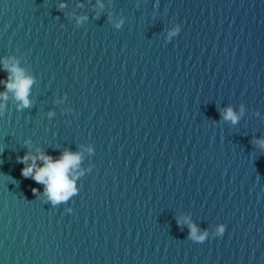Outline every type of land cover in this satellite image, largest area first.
<instances>
[{
  "label": "water",
  "instance_id": "obj_1",
  "mask_svg": "<svg viewBox=\"0 0 264 264\" xmlns=\"http://www.w3.org/2000/svg\"><path fill=\"white\" fill-rule=\"evenodd\" d=\"M60 3L0 0V80L35 78L0 110V264H264V0ZM65 149L92 168L53 206L18 157Z\"/></svg>",
  "mask_w": 264,
  "mask_h": 264
},
{
  "label": "clouds",
  "instance_id": "obj_2",
  "mask_svg": "<svg viewBox=\"0 0 264 264\" xmlns=\"http://www.w3.org/2000/svg\"><path fill=\"white\" fill-rule=\"evenodd\" d=\"M59 7H65L64 0H61ZM86 18L81 17L77 22L80 23ZM122 22V20L118 21L116 26L120 27ZM180 31L181 24L174 23L168 32V39L175 37ZM2 66L10 73V76L6 80H0V83L4 86V90L0 91V110L4 108L8 100V92L14 94L15 100L18 102V109L30 107L31 100L29 96L35 78L27 75L22 68L17 66V62L15 61L9 64L8 60L4 59ZM62 99H67V94H64ZM243 112V105H241L239 111L229 105L223 109L221 115L223 119L235 124L239 117L243 115ZM54 115L55 113L53 111L48 112L50 118ZM25 143H30V140H26ZM258 143L264 147V139H259ZM86 151L92 155L95 151L94 145L89 142L86 145ZM81 159L82 154L80 152H72L68 149H65L58 157H52L47 152H38L36 155L26 152L23 156L18 157V161L24 165L21 168V175L24 178H31L37 184L43 185L42 190L33 187V193L46 197L47 201L53 206L68 201L71 196L78 193L79 189L76 186V181L80 176L91 171L92 168L90 164L88 168H79V170H76ZM37 161L40 162L39 165ZM66 211L71 213L73 209L68 207ZM184 222H188V239L197 243H203L210 236H223L226 230V225L222 222L218 223L213 230L209 231L208 229L200 230L188 217L177 220L178 224Z\"/></svg>",
  "mask_w": 264,
  "mask_h": 264
}]
</instances>
